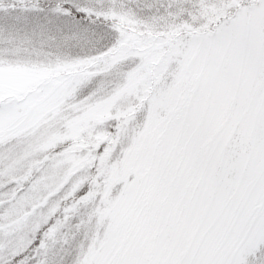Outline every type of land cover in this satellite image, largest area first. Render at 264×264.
<instances>
[{"label":"snow or ice","instance_id":"obj_1","mask_svg":"<svg viewBox=\"0 0 264 264\" xmlns=\"http://www.w3.org/2000/svg\"><path fill=\"white\" fill-rule=\"evenodd\" d=\"M0 264H264V0H0Z\"/></svg>","mask_w":264,"mask_h":264}]
</instances>
